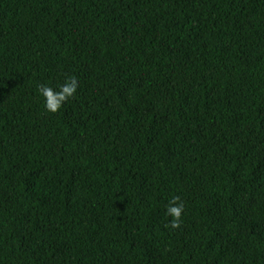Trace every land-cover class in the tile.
<instances>
[{"label":"trees","instance_id":"16d2710c","mask_svg":"<svg viewBox=\"0 0 264 264\" xmlns=\"http://www.w3.org/2000/svg\"><path fill=\"white\" fill-rule=\"evenodd\" d=\"M0 264H264V0H0Z\"/></svg>","mask_w":264,"mask_h":264},{"label":"clouds","instance_id":"9594fccd","mask_svg":"<svg viewBox=\"0 0 264 264\" xmlns=\"http://www.w3.org/2000/svg\"><path fill=\"white\" fill-rule=\"evenodd\" d=\"M79 81L75 76L67 77L58 89L48 85L39 88L40 95L44 98V107L51 113L59 112L67 102L77 94ZM185 212V206L179 196H173L166 208V215L171 217L167 226L179 228L182 223V217Z\"/></svg>","mask_w":264,"mask_h":264}]
</instances>
